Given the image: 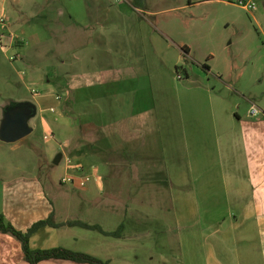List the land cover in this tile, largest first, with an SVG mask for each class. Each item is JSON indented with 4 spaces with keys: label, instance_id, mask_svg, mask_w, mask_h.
<instances>
[{
    "label": "crops",
    "instance_id": "0c3cea01",
    "mask_svg": "<svg viewBox=\"0 0 264 264\" xmlns=\"http://www.w3.org/2000/svg\"><path fill=\"white\" fill-rule=\"evenodd\" d=\"M134 3L0 0V19L6 21L0 23L1 49L20 52L14 65L29 71L26 82L41 90L35 102L11 100L0 110L32 103V132L41 126L52 133L45 139L62 140L55 165L72 155L82 162L72 172L80 168L96 178L78 188L88 198L69 193L54 199L40 176L1 174L0 213L22 231L50 216L56 223L80 220L110 231L93 218L103 209L98 198L95 205L91 198L102 193L104 173L113 166L118 179L130 181L140 170L132 159L149 152L150 137L158 135L179 245L178 253L166 256L167 264H264V116L237 114L236 122L221 127L210 91L183 84L174 72L178 66L163 56L161 49L169 44L155 12L146 0L141 7ZM38 53H49L42 68L34 64ZM141 139L143 148L137 145ZM116 185L113 191L133 188L131 182ZM91 231L44 226L32 235L31 247H66L113 263L112 249L119 247L124 231L109 243ZM0 264H30L22 243L2 231ZM38 264L85 263L49 259Z\"/></svg>",
    "mask_w": 264,
    "mask_h": 264
},
{
    "label": "rangeland",
    "instance_id": "374dc122",
    "mask_svg": "<svg viewBox=\"0 0 264 264\" xmlns=\"http://www.w3.org/2000/svg\"><path fill=\"white\" fill-rule=\"evenodd\" d=\"M239 1L146 0L145 5L155 12L158 30L166 33L165 41L169 46L161 49L163 56L172 59L169 63L173 68L178 66L174 72L178 78L181 77L183 84L210 91L221 127L225 121L236 122L237 114L247 116L253 106L258 107L260 115L264 116V3L254 0L256 8L247 10ZM258 11L262 15L256 20L254 16ZM21 33V29H16L18 40L22 38ZM181 46L189 49L190 53L183 52ZM26 47L31 48L30 45ZM9 50L2 51L0 46V105L9 106L11 100L35 102L34 95L41 90L26 82L29 71L14 65L15 54L20 57V52ZM48 56L49 53L36 54L34 62L38 63L34 64L39 68L46 66ZM173 62H178V65ZM188 80L193 82L187 83ZM14 107L16 105L0 110V124ZM50 113L47 111L45 117ZM45 134L52 133L45 132L40 126L14 143L0 139V175L40 176L54 199L68 198L70 194L78 200L84 198L83 194L88 198L83 189L61 183L62 176L82 162L71 155L60 165H55L63 143L57 135L54 139H45ZM150 140L147 147L150 151L141 152L135 162L132 159L133 168L143 173L136 172L130 181H124L117 178L119 175L113 166L111 173H104L107 179L102 193L91 198H98V208L103 209L102 218L97 216V211L93 212L94 219L104 222L110 231L116 230L121 223L126 228L125 238L117 242L119 247L112 249L111 264H167L166 256L179 251L176 223L166 186L163 149L158 135H152ZM137 145L143 148L144 139ZM95 179L94 175L92 181ZM115 182L116 186H126L131 182L133 188L113 191ZM89 233L103 241L107 239V243L116 240L97 230Z\"/></svg>",
    "mask_w": 264,
    "mask_h": 264
},
{
    "label": "trees",
    "instance_id": "16d2710c",
    "mask_svg": "<svg viewBox=\"0 0 264 264\" xmlns=\"http://www.w3.org/2000/svg\"><path fill=\"white\" fill-rule=\"evenodd\" d=\"M141 1L142 0H135L136 5L140 4ZM183 49L185 52L188 51L186 48ZM205 67L209 68L207 65ZM63 225L80 226L86 229L97 230L105 235L115 237L121 236L125 228V225L122 223L116 231H106L99 224H89L80 220L56 223L53 219V216H50L47 219H43L34 223L27 231H22L17 229L10 221H8L3 213H0V231L13 235L22 243L25 258L30 264H38L41 261L49 259L70 260L85 264H110L108 260H104L93 254L75 251L66 247H54L50 249H34L31 247V237L41 227H60Z\"/></svg>",
    "mask_w": 264,
    "mask_h": 264
},
{
    "label": "water",
    "instance_id": "95a60500",
    "mask_svg": "<svg viewBox=\"0 0 264 264\" xmlns=\"http://www.w3.org/2000/svg\"><path fill=\"white\" fill-rule=\"evenodd\" d=\"M7 112L0 124V139L7 143H14L27 137L32 132L30 119L35 114L32 103H19ZM60 156L55 163H59Z\"/></svg>",
    "mask_w": 264,
    "mask_h": 264
},
{
    "label": "built area",
    "instance_id": "2783aa9c",
    "mask_svg": "<svg viewBox=\"0 0 264 264\" xmlns=\"http://www.w3.org/2000/svg\"><path fill=\"white\" fill-rule=\"evenodd\" d=\"M240 5H242L245 9L247 10H254L257 6V4L254 2V0H240L239 1ZM0 23L4 26L6 24L5 18L2 17L0 19ZM13 58V56H12ZM179 78H181L179 76ZM52 111H55V109H52ZM261 111L258 107L253 106L251 109V114L253 116H256L260 114ZM46 138H48L46 136ZM75 167H72L69 169V172L65 173V175L62 176L61 178V183L64 185H70L74 187H85L87 186L91 181L92 178H94V175L78 168L75 172H72Z\"/></svg>",
    "mask_w": 264,
    "mask_h": 264
}]
</instances>
